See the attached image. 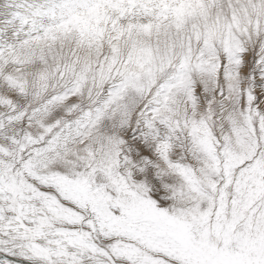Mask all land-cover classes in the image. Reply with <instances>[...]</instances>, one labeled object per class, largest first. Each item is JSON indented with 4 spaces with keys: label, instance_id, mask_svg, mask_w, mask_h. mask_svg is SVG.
I'll use <instances>...</instances> for the list:
<instances>
[{
    "label": "snow or ice",
    "instance_id": "obj_1",
    "mask_svg": "<svg viewBox=\"0 0 264 264\" xmlns=\"http://www.w3.org/2000/svg\"><path fill=\"white\" fill-rule=\"evenodd\" d=\"M0 264H264V0H0Z\"/></svg>",
    "mask_w": 264,
    "mask_h": 264
}]
</instances>
